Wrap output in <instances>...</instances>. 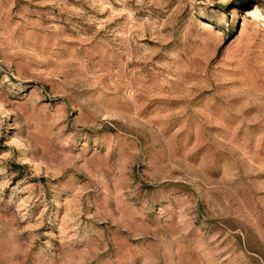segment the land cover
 Returning <instances> with one entry per match:
<instances>
[{
  "label": "rangeland",
  "instance_id": "rangeland-1",
  "mask_svg": "<svg viewBox=\"0 0 264 264\" xmlns=\"http://www.w3.org/2000/svg\"><path fill=\"white\" fill-rule=\"evenodd\" d=\"M0 264H264V0H0Z\"/></svg>",
  "mask_w": 264,
  "mask_h": 264
}]
</instances>
